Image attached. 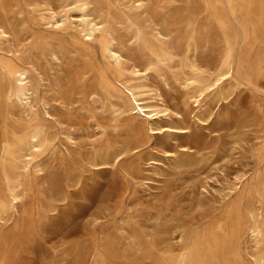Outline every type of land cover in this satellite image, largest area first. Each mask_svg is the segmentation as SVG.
<instances>
[{
    "label": "rangeland",
    "instance_id": "obj_1",
    "mask_svg": "<svg viewBox=\"0 0 264 264\" xmlns=\"http://www.w3.org/2000/svg\"><path fill=\"white\" fill-rule=\"evenodd\" d=\"M73 1L0 0V25L10 34L0 57L33 70L38 115L54 133L36 156L42 170H16L11 183L0 144V205L10 189L22 200L0 224V264H157L158 254L211 228L214 264H256L264 244L237 232L246 215L221 218L235 188L248 184L246 204L264 229V0H236L233 10L225 0H144L141 28L165 36L153 50L116 22L133 0H95L98 11L120 13L110 24L119 64L98 42L39 20L43 9ZM229 53L233 77L197 106L185 82L198 71L208 82L226 72ZM134 67L170 108L153 124L128 114L126 96L102 89L130 79ZM15 110L13 119L24 121ZM3 121L0 111V142Z\"/></svg>",
    "mask_w": 264,
    "mask_h": 264
},
{
    "label": "bare ground",
    "instance_id": "obj_2",
    "mask_svg": "<svg viewBox=\"0 0 264 264\" xmlns=\"http://www.w3.org/2000/svg\"><path fill=\"white\" fill-rule=\"evenodd\" d=\"M225 1L229 9L233 10L236 0ZM95 3V0H75L68 5L62 6L60 10L48 7L40 11L38 18L47 28L65 31L75 30L83 36L87 43L98 42L103 52L109 54L119 64L122 55L114 45L115 38L113 37V30L110 24L119 19L120 13H118L117 6H113V12L115 11L114 16L109 11L103 13L102 10H97ZM146 8L144 0L126 2L122 15L124 21L116 22L126 23L129 29H134L135 39L153 50L157 46V41L163 43L161 38H165V36L158 32L156 39H154L152 35H149L141 28ZM72 12H77V15L72 14ZM9 36V32L0 25V42L2 40L8 41ZM37 42H32L30 46L32 48L38 47ZM52 55L55 60L60 59L58 52L53 51ZM229 55V58L225 61L227 71L216 75L213 79L209 78L210 82L206 80L207 76L205 73L199 71L197 76L191 77L185 82L186 89H194L191 98L197 106H201L207 93L216 90L223 84L224 80L233 77V72L235 71L234 62L232 63L230 60L232 54L229 53ZM130 75V79L126 81L119 80L117 86L112 87L103 84V91L110 95H113V91H115L119 98L126 96L129 100L128 114L132 117H141L148 123L153 124L162 118V116L170 114V108L162 99H160L161 102L154 100L153 93L144 84L139 82L140 79L145 77V74L140 69L134 67ZM42 100V104L48 112L49 102L44 99ZM38 103L39 88L33 70L17 64L13 58L0 57V111L4 116V135L0 142L3 153L1 170L8 183L15 180L16 170H20L21 173H27L33 169L42 170L41 164L36 161V156L45 150H49L53 144L54 133L39 117ZM15 109L19 111L24 121L22 119H13L16 116ZM150 129L156 132L154 128L151 127ZM18 185L22 184L19 183ZM241 188V185L236 187V192L230 195L232 202L221 219L227 220L232 215L240 217L244 213L247 217V225L244 227L241 220H239L237 232L239 234L245 232L259 247L261 244H264V229L258 222L256 208L248 207L246 204V200L250 194L248 184H245ZM20 200L21 195L14 189H10L9 202L0 205V224L9 214V211L17 206ZM221 219L217 221L216 225L219 230H223L225 227ZM213 229H209L206 236L197 232L183 246L171 247L168 251L158 254L157 264H214L213 257L210 254V242L213 239L211 236L215 237ZM253 259L256 264H264V255Z\"/></svg>",
    "mask_w": 264,
    "mask_h": 264
}]
</instances>
